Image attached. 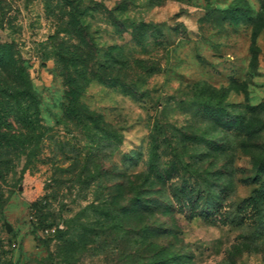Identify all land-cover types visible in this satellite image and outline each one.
<instances>
[{"label":"rangeland","instance_id":"obj_1","mask_svg":"<svg viewBox=\"0 0 264 264\" xmlns=\"http://www.w3.org/2000/svg\"><path fill=\"white\" fill-rule=\"evenodd\" d=\"M0 43L47 126L31 155L0 164V264L133 263L142 239L111 230L109 198L125 204L150 174L143 197L188 188L151 221L172 229L159 238L170 264H264V0H0ZM204 84L227 88L254 138L206 115ZM69 92L93 119L68 114Z\"/></svg>","mask_w":264,"mask_h":264},{"label":"trees","instance_id":"obj_2","mask_svg":"<svg viewBox=\"0 0 264 264\" xmlns=\"http://www.w3.org/2000/svg\"><path fill=\"white\" fill-rule=\"evenodd\" d=\"M82 13L84 14V12ZM71 15L73 14L71 13ZM13 49L14 45L12 43H0V164L7 163L10 159L9 156L13 153L15 155L18 153H25L27 156L31 155V153L27 152L29 147L32 144H34L33 147H39L47 130V126L43 123L41 117L38 93L32 86L25 66L21 59L17 57V53L13 52ZM227 93V88L217 90V88L209 84H204L198 91V102L202 104L207 116L218 117L217 123L222 125L227 132H233L237 136L246 134L247 137L254 138L257 135L256 126L252 122L247 121L244 116L242 117L240 113L228 108L229 104L226 102ZM69 94L70 96L72 95L71 92ZM216 95H218V99L214 100ZM69 101L68 114L76 115L83 122L93 119L91 114H89V110L85 106L79 105V100L77 101L75 96L69 97ZM82 114L88 116H82ZM223 115H225V118ZM12 117L22 127L27 128V131L24 128L14 129L10 121ZM157 182V178L152 174L147 175L140 186L132 182L131 187L136 195L130 196L123 205L118 206L119 195L109 198L111 200L110 203L114 206L106 214L111 218L109 223L111 230H125L129 242L135 237L142 239L139 241L140 249H135L134 251L132 247L127 250L129 261L133 262L131 264H134L133 257L135 253L142 254V256L140 255L144 259L142 264H157L158 259L163 255H166L165 264H170L169 261L172 258L171 250H167L164 244L159 242V238L164 235H170L172 229L164 226H155L154 223L157 220L155 217L158 216L164 202L169 203L170 208L172 204L173 208V197L186 198L188 188L182 186L179 192L175 191L172 197L166 196L163 200H159L155 196L143 197L141 195L143 189H146L149 192L148 194L152 193V190L156 187L155 185L158 184ZM200 194H205L206 199H210L209 201L213 199L208 196V191L204 188ZM253 200V204L259 202L255 197ZM215 208H210L208 213L205 212V215H216L217 211ZM135 217H138L140 223H142L141 232L139 230L134 232L133 218ZM151 221H154V223L152 224ZM82 225H85V223H82ZM85 232L83 231V237H85ZM90 232L98 233L99 231L90 230ZM136 244L138 245V241H136Z\"/></svg>","mask_w":264,"mask_h":264},{"label":"water","instance_id":"obj_3","mask_svg":"<svg viewBox=\"0 0 264 264\" xmlns=\"http://www.w3.org/2000/svg\"><path fill=\"white\" fill-rule=\"evenodd\" d=\"M10 229V228H9Z\"/></svg>","mask_w":264,"mask_h":264}]
</instances>
